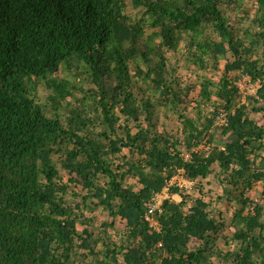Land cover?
Returning <instances> with one entry per match:
<instances>
[{"label":"trees","instance_id":"16d2710c","mask_svg":"<svg viewBox=\"0 0 264 264\" xmlns=\"http://www.w3.org/2000/svg\"><path fill=\"white\" fill-rule=\"evenodd\" d=\"M82 263L264 264V0H0V264Z\"/></svg>","mask_w":264,"mask_h":264},{"label":"rangeland","instance_id":"374dc122","mask_svg":"<svg viewBox=\"0 0 264 264\" xmlns=\"http://www.w3.org/2000/svg\"><path fill=\"white\" fill-rule=\"evenodd\" d=\"M243 1H244V7L246 9H249V10H252L253 9V0H243ZM227 58L228 59L231 58V54L230 53H228ZM223 63H224V60L220 61V63H219V69L216 70V72L214 73L215 74V77H218L220 75V73L222 72V70H223ZM180 73L182 74V77L183 78H190L189 77L190 76L189 70L181 68L180 69ZM229 75H234V72L231 71L229 73ZM191 79H193V77H191ZM236 85L238 86L239 92L241 93V100H245L244 95L245 94H255V91H256V89H257V87H258L259 84L249 81V78L247 76H242V77H240L239 79L236 80ZM45 92L46 91L44 90V88L42 87V85H39V87H38V93L39 94L38 95L41 96V97H43V95H44ZM253 116L257 119V121H259L261 123V117H260V115H256L255 114ZM128 181H133V180L130 179ZM194 186H195V183L192 185L191 189L182 190V191H190V190H192L194 188ZM202 186H203V190L204 191H206L208 188L211 189L213 191L211 195H214L215 194L214 191H221V187L217 183H215L212 175H209L206 179H204L202 181ZM258 186H259L258 184H255V186H253V189H252L253 192L251 193V195L253 197H259V189H260V187H258ZM169 198L173 199L174 201L179 200V196L178 195L171 194V193H170ZM211 207H213V205H211ZM221 207L224 210H227V208H228L227 205H223ZM104 216H106V214ZM97 218H98V221H99L102 218V214H98ZM115 221H116V226L118 228H120V229H123L124 228V225L122 223L118 222L117 219H115ZM226 231L227 230H225V232ZM217 243L220 246L224 244L223 241H221V240H219Z\"/></svg>","mask_w":264,"mask_h":264},{"label":"built area","instance_id":"2783aa9c","mask_svg":"<svg viewBox=\"0 0 264 264\" xmlns=\"http://www.w3.org/2000/svg\"><path fill=\"white\" fill-rule=\"evenodd\" d=\"M225 115L221 113L217 117L218 124H225ZM188 155L185 154V158ZM195 183L194 180H189L184 178L182 175V171L179 170L171 179H169L166 185L162 188L161 191L154 192L150 195L149 200L145 203L146 211L144 213V219L147 221L148 225L152 228V230L159 232L160 231V223L158 220V216L162 211V201L166 198H169L170 192L169 187L172 185H177L181 190L191 189L192 185Z\"/></svg>","mask_w":264,"mask_h":264}]
</instances>
